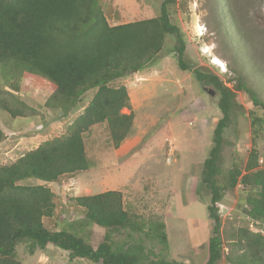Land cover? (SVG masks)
I'll return each mask as SVG.
<instances>
[{
	"label": "rangeland",
	"instance_id": "1",
	"mask_svg": "<svg viewBox=\"0 0 264 264\" xmlns=\"http://www.w3.org/2000/svg\"><path fill=\"white\" fill-rule=\"evenodd\" d=\"M162 1L100 3L112 26L155 18ZM169 13L171 23L183 35L184 60L190 71L177 67L175 41L167 36L163 50L146 68L112 83L127 89L134 114L133 132L118 149L111 147L104 126L84 136L91 168L48 184L54 194L55 211L53 218L43 223L52 231L75 224L73 231L96 248L104 229L89 224L77 230L84 212L72 199L118 191L124 208L142 222L164 223L168 248L162 258L204 264L213 222L207 213L211 195L202 183L203 163L213 147V130L222 114L216 90L198 82L193 71L216 75L236 94L237 106L223 134L217 184L223 187L227 183L231 167L243 169L252 148L258 156V168L264 169V130L258 124L251 126L252 119H264V110L253 106L248 95L236 88L241 77L264 102V0H191L185 4L177 0ZM4 75L0 65V102L19 110L22 116L11 118L0 107V167L10 165L43 142L66 135L82 111L76 108L62 116L61 110L45 105L51 95L47 82L29 75L7 81ZM93 92L83 95L80 108L87 105ZM21 184L42 183L27 180ZM217 207L225 256L229 237L248 228L242 187L225 189ZM260 229L264 236V222L256 224V230ZM114 239L122 241L123 235H114ZM153 251L157 253L158 248ZM15 259L22 264H92L70 262L66 253L52 245L30 253L28 242L16 247ZM218 264L227 263L223 259Z\"/></svg>",
	"mask_w": 264,
	"mask_h": 264
},
{
	"label": "trees",
	"instance_id": "2",
	"mask_svg": "<svg viewBox=\"0 0 264 264\" xmlns=\"http://www.w3.org/2000/svg\"><path fill=\"white\" fill-rule=\"evenodd\" d=\"M187 3L191 0H181ZM177 0H163L155 18L109 25L100 0H0V65L4 79L22 75L41 78L50 86L45 105L67 116L82 109L64 136L43 142L10 165L0 167V264H22L15 259L16 247L28 242L30 253L49 245L66 253L68 261L84 260L92 264H185L162 258L168 248L163 222H142L124 208L118 191L75 197L83 209L79 228L89 224L104 229L102 241L93 248L76 234L75 224L52 231L44 226L55 211L54 194L48 184L60 177L91 168L84 136L104 126L111 147L133 132L134 114L125 86H113L116 80L146 68L163 50L167 36L173 37L177 67L190 71L185 63V43L180 29L170 21V8ZM14 73V74H13ZM194 78L212 86L218 93L217 107L222 114L213 130V147L203 163L202 183L210 192L208 218L213 222L204 264H264V236L261 229L237 230L224 244L217 204L223 191L237 185L244 192L248 224L264 222V169L258 168V156L252 148L243 169H228L226 184H217L220 175L223 134L237 106L235 92L211 73L193 71ZM237 90L244 91L253 106L264 110V102L242 78ZM94 91L86 106L79 107L83 95ZM0 107L11 118L22 116L1 101ZM128 110V114L121 113ZM264 130V119H252V128ZM255 132V131H254ZM255 133H258L256 131ZM2 136L0 132V137ZM36 180L42 184L22 185ZM247 224V225H248ZM114 235H123L116 241ZM158 248V252L153 250Z\"/></svg>",
	"mask_w": 264,
	"mask_h": 264
},
{
	"label": "built area",
	"instance_id": "3",
	"mask_svg": "<svg viewBox=\"0 0 264 264\" xmlns=\"http://www.w3.org/2000/svg\"><path fill=\"white\" fill-rule=\"evenodd\" d=\"M248 229H249L250 231H252V232H257V230H256V225L253 224V223H249V224H248Z\"/></svg>",
	"mask_w": 264,
	"mask_h": 264
},
{
	"label": "bare ground",
	"instance_id": "4",
	"mask_svg": "<svg viewBox=\"0 0 264 264\" xmlns=\"http://www.w3.org/2000/svg\"><path fill=\"white\" fill-rule=\"evenodd\" d=\"M213 62H214V61L212 60V61H211V63H212V64H217V65H218V67H220V65H221V64H220L218 61H217V62H215V63H213ZM217 65H215V66H217Z\"/></svg>",
	"mask_w": 264,
	"mask_h": 264
},
{
	"label": "crops",
	"instance_id": "5",
	"mask_svg": "<svg viewBox=\"0 0 264 264\" xmlns=\"http://www.w3.org/2000/svg\"><path fill=\"white\" fill-rule=\"evenodd\" d=\"M36 148H37V147H36ZM77 209H80V210H82V212H83V209H82V208H80V207L78 208V207H77ZM53 216H54V215H53ZM52 218H53V217H52Z\"/></svg>",
	"mask_w": 264,
	"mask_h": 264
},
{
	"label": "clouds",
	"instance_id": "6",
	"mask_svg": "<svg viewBox=\"0 0 264 264\" xmlns=\"http://www.w3.org/2000/svg\"><path fill=\"white\" fill-rule=\"evenodd\" d=\"M217 68H219L218 66H216Z\"/></svg>",
	"mask_w": 264,
	"mask_h": 264
}]
</instances>
